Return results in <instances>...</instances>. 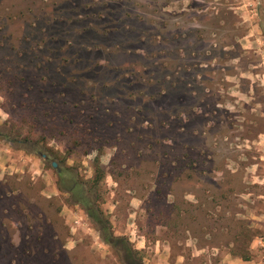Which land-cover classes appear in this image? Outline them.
<instances>
[{
    "label": "rangeland",
    "instance_id": "rangeland-1",
    "mask_svg": "<svg viewBox=\"0 0 264 264\" xmlns=\"http://www.w3.org/2000/svg\"><path fill=\"white\" fill-rule=\"evenodd\" d=\"M0 209V264H264V0H0Z\"/></svg>",
    "mask_w": 264,
    "mask_h": 264
},
{
    "label": "trees",
    "instance_id": "trees-1",
    "mask_svg": "<svg viewBox=\"0 0 264 264\" xmlns=\"http://www.w3.org/2000/svg\"><path fill=\"white\" fill-rule=\"evenodd\" d=\"M9 141H11V142H15L13 139H9ZM29 144H34L35 142L34 141H32V140H26ZM16 142H18V143H21L20 145H21V147L20 148H22V149H24V150H27V151H29V152H38L39 151V149H37V148H32L31 147V145L28 147V146H26V144L23 142V141H16ZM68 170L70 169V168H67ZM63 175H64V172H63V170L62 171H59L58 172V176L60 177V179H62V177H63ZM24 187H25V185H24ZM79 187H82V185L81 184H79V183H72V185L70 186V185H68L67 187L65 186V187H63V186H61L60 185V190H62V191H65V192H68V193H71V192H73V191H76ZM17 187H13V189H11V191H8L7 193L5 192V194L4 195H2V197L4 198V199H11V198H13L12 197V194H14V193H12V192H14V190L16 191L17 189H16ZM20 208V207H19ZM85 208V207H84ZM4 211H6L7 209L5 208V209H3ZM23 210H25V211H27L29 214V216H30V218H31V215L33 216L34 214H33V212H34V210L29 206V207H27V206H23L21 209H20V212H22ZM86 210V212H88L87 211V209H85ZM0 212H1V209H0ZM21 214H23V213H21ZM8 218H10L8 215H7V213H2L1 215H0V236H1V239H4L5 237H7V235L4 233V231H2V225H1V222L2 221H4V222H6V221H8L9 219ZM2 246V245H1Z\"/></svg>",
    "mask_w": 264,
    "mask_h": 264
},
{
    "label": "water",
    "instance_id": "water-1",
    "mask_svg": "<svg viewBox=\"0 0 264 264\" xmlns=\"http://www.w3.org/2000/svg\"><path fill=\"white\" fill-rule=\"evenodd\" d=\"M43 157H45V155L43 154ZM52 166L53 167H55L56 166V162H52ZM88 210H90V207H86ZM95 218H96V220H97V222H100L101 223V221L96 217V216H94ZM110 243H114V242H116V240L114 239V238H112V237H107L106 238ZM130 255H127L126 256V259L128 260V262L129 263H132V264H137V263H133L130 259Z\"/></svg>",
    "mask_w": 264,
    "mask_h": 264
}]
</instances>
